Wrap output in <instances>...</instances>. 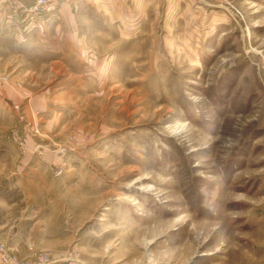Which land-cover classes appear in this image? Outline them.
Returning <instances> with one entry per match:
<instances>
[{
    "label": "rangeland",
    "instance_id": "374dc122",
    "mask_svg": "<svg viewBox=\"0 0 264 264\" xmlns=\"http://www.w3.org/2000/svg\"><path fill=\"white\" fill-rule=\"evenodd\" d=\"M0 241L264 264V0H0Z\"/></svg>",
    "mask_w": 264,
    "mask_h": 264
},
{
    "label": "built area",
    "instance_id": "2783aa9c",
    "mask_svg": "<svg viewBox=\"0 0 264 264\" xmlns=\"http://www.w3.org/2000/svg\"><path fill=\"white\" fill-rule=\"evenodd\" d=\"M38 7H44L46 0H35ZM50 256L46 253L36 254L32 257H19L12 249L0 241V264H49Z\"/></svg>",
    "mask_w": 264,
    "mask_h": 264
}]
</instances>
